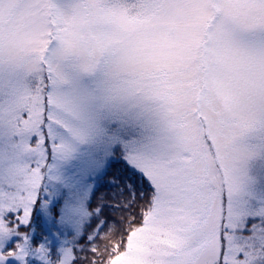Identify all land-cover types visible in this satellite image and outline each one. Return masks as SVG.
<instances>
[{
  "label": "snow or ice",
  "instance_id": "obj_1",
  "mask_svg": "<svg viewBox=\"0 0 264 264\" xmlns=\"http://www.w3.org/2000/svg\"><path fill=\"white\" fill-rule=\"evenodd\" d=\"M93 219L90 264H264V0H0V264H77Z\"/></svg>",
  "mask_w": 264,
  "mask_h": 264
},
{
  "label": "trees",
  "instance_id": "obj_2",
  "mask_svg": "<svg viewBox=\"0 0 264 264\" xmlns=\"http://www.w3.org/2000/svg\"><path fill=\"white\" fill-rule=\"evenodd\" d=\"M113 166H109L104 174L98 178L97 185L94 188L91 199L92 209H96L97 206H101L102 212L101 215L106 218L109 222L115 221L118 225L121 224L122 216L126 215L120 209L114 207L113 205L127 197L126 192H122V189L117 187L119 180L114 179V177H121L126 172L125 165L119 160V154L117 158L112 162ZM127 175L132 176L130 170H127ZM135 178L133 177V180ZM96 227V220L93 219L90 221L89 225L85 228L83 235L80 237V245L83 246L84 251L79 252L78 255L80 259L77 261V264H90L92 261H97L102 259L99 256V252H103L105 244H111L116 238L115 236H109L107 238L98 239L96 245L99 246V252L93 253L90 248L92 245L89 244L87 236L92 229ZM123 228V225H121ZM103 232L107 231V228L101 230Z\"/></svg>",
  "mask_w": 264,
  "mask_h": 264
},
{
  "label": "rangeland",
  "instance_id": "obj_3",
  "mask_svg": "<svg viewBox=\"0 0 264 264\" xmlns=\"http://www.w3.org/2000/svg\"><path fill=\"white\" fill-rule=\"evenodd\" d=\"M74 172V165L67 166L65 174L71 176ZM103 171L95 178V185H97L98 178L104 174ZM63 200L59 197L52 201L50 206V213L45 214L40 212L37 206L32 215V227L34 231L32 232V243L35 244H45L51 251V254L55 256L58 249L61 246L62 241L68 239L74 235V230L71 225L67 224L61 219L63 215L62 211ZM92 208V207H91ZM21 231H27L26 228H21ZM17 238L13 237L14 242ZM12 242L9 243L8 247L12 246ZM9 264H16L15 261H9ZM30 264H40L39 261L32 260Z\"/></svg>",
  "mask_w": 264,
  "mask_h": 264
}]
</instances>
